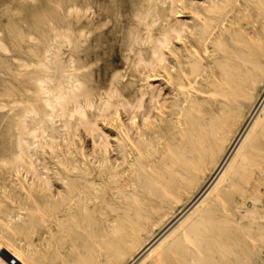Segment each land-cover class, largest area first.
Wrapping results in <instances>:
<instances>
[{
	"label": "bare ground",
	"instance_id": "bare-ground-1",
	"mask_svg": "<svg viewBox=\"0 0 264 264\" xmlns=\"http://www.w3.org/2000/svg\"><path fill=\"white\" fill-rule=\"evenodd\" d=\"M189 1L196 2L190 21L187 15H174L171 11L164 18L159 36L153 38L148 31L143 37L150 40L146 58H139L146 70L134 75L130 88H115L112 103L110 98L98 96V111H109L112 106L116 127V138H97L91 143L97 144L100 150L98 179L113 177L114 187L123 190L134 183L135 174L140 175L144 168L147 173L142 172L141 181L154 193L156 202L166 196L176 199L182 192L200 187L185 208L124 264L141 261L167 238L176 224L181 226V218L189 214L194 216L161 250L158 261L171 264L190 257L203 264L215 253L231 264H244L240 261L241 253L247 258V251L232 252L227 243L235 234L232 217H241L240 209L247 204L245 189L238 183L250 182L252 167L257 173L264 171V85L255 96L258 84L264 81V0H181V12ZM251 6L254 18L249 20V13L244 11ZM67 9L69 15L80 11L75 4ZM87 9L88 6L85 12ZM134 14L137 25L144 24L148 17L154 21L155 17L151 4ZM64 29L53 27L52 39L56 44L51 52L53 83L49 87L43 79H36L43 93L52 90L50 98H45L51 111L41 116L35 108L25 109L16 138L20 154H15L12 162L26 163L24 157L33 149L37 128L49 131L50 137L56 136L59 131L51 117L59 112L64 115L69 103L73 104L72 111L78 114L86 130L99 131L79 100L82 94L84 103L93 106V99L89 97L93 91L81 82L74 67L63 72L60 42L64 39L70 44L68 40H72L73 34L70 25ZM129 37L131 45L142 38L136 31L130 32ZM225 38H230L229 46L222 42ZM213 64H218V70ZM249 105L251 108L245 115ZM206 170L210 176L201 182ZM85 179L78 191L71 185L63 190L58 178L46 180L48 188L37 189V200L44 204L41 218L49 224L79 214L88 218V202L98 195L94 176ZM156 187L160 189L158 192ZM45 192L53 197V205L47 203ZM147 205L156 203L149 201ZM113 210L112 223L103 218L100 245L108 256L118 258L137 242L136 232L142 228L146 214L139 208H133L131 213L127 208L120 212L118 207ZM121 216L127 218L124 225L118 223ZM185 240L191 243L193 252ZM0 242V264H9L10 258H15L17 264H32L4 237H0ZM4 253L7 255L3 257Z\"/></svg>",
	"mask_w": 264,
	"mask_h": 264
},
{
	"label": "rangeland",
	"instance_id": "rangeland-1",
	"mask_svg": "<svg viewBox=\"0 0 264 264\" xmlns=\"http://www.w3.org/2000/svg\"><path fill=\"white\" fill-rule=\"evenodd\" d=\"M71 4H75L80 11L67 14V8ZM148 4H151L155 14L154 21L148 17L144 24L137 25L134 13L142 11ZM195 6L196 2L189 1L181 12V0H0V105L5 104L0 107V237L10 242L32 264H124L144 243L173 220L199 191L198 185L182 192L176 199L166 196L163 201L156 202L154 193L149 192L141 181V175L143 178V173H147L144 168H141L139 176L135 174L133 184L127 185L123 190L117 189L114 187L113 177L102 180L97 178L100 150L97 144L91 145L97 138H116L112 106L109 111L100 113L96 105L99 97L110 98L108 100L112 103L115 88H130L134 75L146 70L139 63V58H146L150 40L143 37L148 31L153 38L159 36L164 18L171 11L174 15H187L190 21L195 13ZM83 12L86 14L82 15ZM244 12L249 13L247 19L254 18V7L251 6ZM68 25L73 28L72 40H68L70 44H67V40L63 39L59 46L63 72L74 67L81 82L96 93H89L94 107L84 103L82 94L79 100L88 118L95 121L99 131L93 133L86 130L79 121L78 114L72 111L73 104L69 103L67 110L70 112L67 111L64 115L59 112L57 116L51 117L53 125L59 131L56 136L50 137L49 131H41L36 129L35 123H32L33 126L30 124L38 133L34 138L35 144L33 141V149L25 155L26 163L12 162L13 156L20 154L16 138L25 109L35 108L41 116L51 111L46 99L50 98L52 90L48 89L47 94L43 93L36 79H43L49 87L53 83L51 52L56 45L52 39L53 27L57 26L63 31ZM133 31L142 38L131 45L129 33ZM222 42L227 46L231 44L230 38H225ZM213 66L218 70V64ZM263 85L264 81L258 84L256 97ZM200 101L206 105L205 101ZM250 108V105L246 107L245 115ZM262 157L264 158V154ZM92 176L95 178V193L98 197L88 202V218H82L79 214L72 219L64 217L61 221L50 224L41 218L44 204L37 200V189L42 186L48 188L49 182L46 180L58 178L63 190L71 185L74 191H78L79 185L85 183V177ZM209 176L210 171L206 170L201 182H205ZM248 180L250 182L238 183L239 187L245 189L243 193L247 196L248 205L245 204L240 212L236 211L241 213V217H232L236 225L235 234L227 244L232 252L238 249L247 251V258L244 253L240 255V261L244 264H264V171L257 173V169L252 167ZM255 182L258 185L252 186ZM155 190L158 192L160 189L156 187ZM45 199L49 205L54 204L53 197L47 192ZM149 201L156 205H147ZM116 207L119 212L127 208L130 213L133 208H139L146 215L142 220V228L136 232L137 242L131 244L118 258H112L104 253L100 245V234L104 227L103 218L106 217L112 223L115 217L113 208ZM192 216L194 214L181 218L182 225L178 227L176 224L167 238L137 264H169L158 261V256L182 232L183 226L188 224ZM126 220L121 216L118 223L124 225ZM93 231L95 232L92 233ZM184 242L189 251L193 252L191 243L188 240ZM1 245L0 242V248ZM6 255L4 253L3 257ZM183 259L171 264H199L190 257ZM203 264L231 263L215 253Z\"/></svg>",
	"mask_w": 264,
	"mask_h": 264
},
{
	"label": "built area",
	"instance_id": "built-area-1",
	"mask_svg": "<svg viewBox=\"0 0 264 264\" xmlns=\"http://www.w3.org/2000/svg\"><path fill=\"white\" fill-rule=\"evenodd\" d=\"M9 264H17L15 258H10Z\"/></svg>",
	"mask_w": 264,
	"mask_h": 264
}]
</instances>
